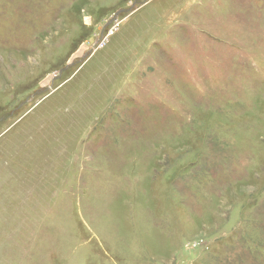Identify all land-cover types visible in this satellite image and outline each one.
Instances as JSON below:
<instances>
[{
	"label": "rangeland",
	"instance_id": "rangeland-1",
	"mask_svg": "<svg viewBox=\"0 0 264 264\" xmlns=\"http://www.w3.org/2000/svg\"><path fill=\"white\" fill-rule=\"evenodd\" d=\"M0 264H264V0H0Z\"/></svg>",
	"mask_w": 264,
	"mask_h": 264
}]
</instances>
